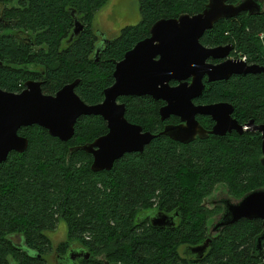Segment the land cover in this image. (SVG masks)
I'll return each mask as SVG.
<instances>
[{"label":"trees","instance_id":"trees-1","mask_svg":"<svg viewBox=\"0 0 264 264\" xmlns=\"http://www.w3.org/2000/svg\"><path fill=\"white\" fill-rule=\"evenodd\" d=\"M108 1L0 0V85L19 92L22 81L43 78V91L54 94L79 79L75 90L80 97L90 104L100 103L105 89L114 82L116 61L150 34L155 21L184 12L198 13L208 2L138 0L140 22L123 27L115 37L103 32L107 40L97 44L95 16ZM74 17L81 20L84 29L66 44L64 40L73 33ZM260 34H264L263 10L219 20L205 32L203 41L207 45L233 42L241 55L261 62L264 38ZM28 64L42 67L43 77L29 72ZM119 99L126 103V118L145 131L157 134L166 122H179L176 116L161 119L162 100L148 95ZM220 100L233 103V117L240 123H264V71L207 82L195 102ZM199 119L206 127L212 122L208 116ZM19 132L28 137V149L11 152L0 165V233L23 231L33 245L44 240L41 233L61 220L73 240L82 233L90 235L84 241L91 254L86 264H104L105 260L118 264L264 262V241L262 250L257 248L263 231L258 218H243L219 228L199 258L182 256L179 250L182 245L202 244L210 236L209 225L221 218L224 206L210 207L206 203L218 185L227 188L228 199L234 202L264 188L260 132L234 130L224 136L198 137L189 143L162 134L142 152L126 153L111 170L98 172L91 168L92 154L72 147L108 132L102 116H81L68 141L36 124L24 126ZM157 211L176 215L175 225H153L149 218ZM7 249L0 235V263Z\"/></svg>","mask_w":264,"mask_h":264},{"label":"water","instance_id":"water-1","mask_svg":"<svg viewBox=\"0 0 264 264\" xmlns=\"http://www.w3.org/2000/svg\"><path fill=\"white\" fill-rule=\"evenodd\" d=\"M263 0H208L198 13L184 12L176 17L160 18L150 28V35L139 40L119 61H116L114 82L104 91L100 103L85 102L76 92L79 79L67 83L54 94L44 93L41 82L27 81L20 92L7 91L0 87V164L7 160L10 152L28 149V137L19 134L24 126L39 125L52 136L62 141L70 140L75 134V125L83 115H100L108 126V132L91 142L72 147L84 150L93 156L92 170H111L116 160L126 153L142 152L153 138L166 135L175 141L189 143L199 135H224L233 130L256 129L261 132L264 164V123L251 121L241 124L233 117L235 107L229 102L195 104L207 81L228 79L234 74L264 71L259 65H249L243 59H226L220 63H208L209 57L224 58L232 46L205 47L200 38L215 23L232 18L247 11L261 13ZM75 18L72 36L80 34L84 25ZM98 51V50H97ZM176 80L178 84L171 85ZM152 96L163 100L160 108L162 120L171 115L179 116V124H166L159 133L145 131L137 123L126 118V104L119 101L122 96ZM198 114L209 115L216 121L211 130H206L197 120ZM224 206L221 218L213 224L210 236L199 245L187 247L188 253L201 257L207 251L212 237L219 228L240 219L262 220L263 231L257 239V248L262 250L264 241V188L253 190L234 202L219 201ZM176 215L159 213L152 224L169 227L175 224ZM264 264V262L262 263Z\"/></svg>","mask_w":264,"mask_h":264},{"label":"flooded vegetation","instance_id":"flooded-vegetation-1","mask_svg":"<svg viewBox=\"0 0 264 264\" xmlns=\"http://www.w3.org/2000/svg\"><path fill=\"white\" fill-rule=\"evenodd\" d=\"M262 10L264 11V2L262 4ZM244 12H247V11H244ZM102 35L99 34V38H98L97 44H99V42L103 41V40H105V42H106L107 36H103L101 38ZM204 35H205V33L200 38V42L205 47H216V46H226V45L232 46L229 54L226 57H224V58L209 57L207 59L208 63L217 64V63H220V62H222V61H224L226 59H236V60L243 59L249 65H259V66L264 67V64H263L264 63V55H263V58L259 60V61L262 60L261 62H258L256 60L252 61V60H249L247 55H241V53L238 51V48H237L235 43L228 41V42L222 43L220 45H207L203 41ZM74 36H77V35H74ZM74 36L70 37V38H67L66 40H64V42L66 44L72 43V40L74 39ZM22 37L26 38L25 36H22ZM260 38L263 40L264 34H260ZM22 39L23 38H20L19 41H22ZM94 56L96 57L97 60H99V56L97 57V54H94ZM13 66L19 69L18 66H15V65H13ZM27 67L30 70L29 72H31V73H40L41 76L44 75V73H45V70L42 67L38 66L39 70H36V68H38V67H36L35 64H28ZM256 73H259V72H256ZM242 74H234L231 77H233L235 75H242ZM207 77L208 76H205V78H204L205 86H206L207 82H209V81H207ZM30 80L31 81H35V82H41V86H42V89H43L44 79L43 78L31 77V78H28L27 80L22 81L20 83V85L23 87L22 90L25 88L26 82L30 81ZM222 80H227V79H222ZM216 81H218V80H216ZM211 82H215V81H211ZM170 84L171 85H176V84H178V81L172 80V81H170ZM0 87L2 89H4V90L11 91V90H9V89L1 86V85H0ZM144 96H146V95H144ZM198 98H196V99H198ZM159 100H161V99H159ZM119 101H120V99H119ZM217 102H229V103H231L228 100H220V101H216V102H212V103H217ZM123 103H125V102H123ZM194 103L195 104H200V103H196L195 99H194ZM164 104H165V102H164ZM206 104H209V103H206ZM159 112H160V110H159ZM171 116H176V115H171ZM200 116H208V117H210L212 119V122L210 123V126H208V127L204 126V124L199 119ZM176 117L179 118V122L176 123V124H179L181 122V119H180L179 116H176ZM169 118H167L166 120H168ZM196 118L199 121V123L206 130H211L213 128V126L215 125V123H216V121H214L213 118L211 116H209V115L198 114L196 116ZM163 121H165V120H163ZM249 122H246L244 124H247ZM166 124H173V123H170V122L167 123L166 122L164 124V126ZM255 124H258V123H255ZM245 131H254L255 132V131H258V130L252 128L251 130H244V132ZM231 132H227V133H231ZM19 134H20V132H19ZM226 134H224V135H226ZM209 135H211V134H207L206 137H208ZM213 135H215V134H213ZM224 135H221V136H224ZM198 137H201V136L197 135L194 138V140L196 138H198ZM194 140H192V141H194ZM261 144H262V142H261ZM219 201L220 200H218V201L211 200L210 203H207V202L206 203H207V205L212 207V206H217L218 204H220ZM159 213H161V211H157L155 213L153 212L150 215V218H149L150 221L152 220V218L154 216H157ZM163 213H166V212H163ZM166 214H169V213L167 212ZM218 219H219V217L215 220V222ZM175 220H176V218H175ZM151 223H152V221H151ZM209 230L210 231L214 230L213 225H212V227ZM0 235H1V238L4 240V242H6L8 244V249H7V251L4 252V258H3V261L0 264H86L87 262H90L91 254L86 249L85 244H84L85 240L87 241V240L90 239V235L87 234V233H82V235H78L77 237H75V238H77L76 240H73V238L69 237L67 226L61 220L53 228H49V229L45 230L43 233H41V235L44 237V240H39V241H37V243H35L33 245H31L30 243L27 242V236H26V234L23 231H19V230L8 231V230H5V231H3V233H0ZM99 259L105 260V258L102 257V256H100ZM104 264H118V263H109L108 261L105 260Z\"/></svg>","mask_w":264,"mask_h":264},{"label":"rangeland","instance_id":"rangeland-1","mask_svg":"<svg viewBox=\"0 0 264 264\" xmlns=\"http://www.w3.org/2000/svg\"><path fill=\"white\" fill-rule=\"evenodd\" d=\"M122 0H109L108 3L101 8L95 16L94 28L102 35L103 32L110 37L119 35L121 29L127 25H136L141 20L140 7L138 0H128V4H122ZM111 11L110 14L108 11ZM103 36H101L102 38ZM102 44V41L99 42ZM229 193L224 185H218L214 192L206 199L207 203L211 200L228 199ZM212 224L209 225V229ZM182 256L189 255L187 246L180 247Z\"/></svg>","mask_w":264,"mask_h":264},{"label":"crops","instance_id":"crops-1","mask_svg":"<svg viewBox=\"0 0 264 264\" xmlns=\"http://www.w3.org/2000/svg\"><path fill=\"white\" fill-rule=\"evenodd\" d=\"M121 2H122V4H123V3H124V4H128V0H122ZM110 12H111V11L109 10L108 13L110 14ZM110 15H111V14H110ZM107 36H108V35H107Z\"/></svg>","mask_w":264,"mask_h":264}]
</instances>
